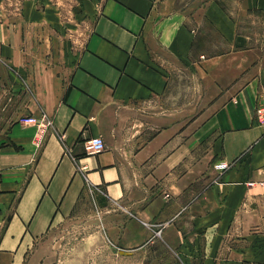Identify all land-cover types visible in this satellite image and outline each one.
Instances as JSON below:
<instances>
[{
	"label": "crops",
	"instance_id": "crops-1",
	"mask_svg": "<svg viewBox=\"0 0 264 264\" xmlns=\"http://www.w3.org/2000/svg\"><path fill=\"white\" fill-rule=\"evenodd\" d=\"M192 17L176 0H0L3 250L87 194L119 264H264V0L211 1L208 35ZM43 115L44 134L23 123Z\"/></svg>",
	"mask_w": 264,
	"mask_h": 264
},
{
	"label": "rangeland",
	"instance_id": "rangeland-1",
	"mask_svg": "<svg viewBox=\"0 0 264 264\" xmlns=\"http://www.w3.org/2000/svg\"><path fill=\"white\" fill-rule=\"evenodd\" d=\"M211 1L214 0H176V6L177 9L197 12L198 19ZM215 1L238 9V0ZM197 19L192 17L189 22L201 26L208 35L206 19L201 22ZM72 46L77 47L78 43ZM179 80L188 90L194 84V77L188 71ZM190 92H187L188 98ZM98 207L94 198L84 194L69 216L53 224L44 235L23 241L12 251L2 249L8 223H0V264H119V253L107 238Z\"/></svg>",
	"mask_w": 264,
	"mask_h": 264
},
{
	"label": "built area",
	"instance_id": "built-area-1",
	"mask_svg": "<svg viewBox=\"0 0 264 264\" xmlns=\"http://www.w3.org/2000/svg\"><path fill=\"white\" fill-rule=\"evenodd\" d=\"M257 114L259 118L264 117V106L260 105V107L257 109ZM261 122H264V119ZM23 123L37 126L40 134H44L47 130L53 127V121L46 115H43L40 118L33 116L26 117L23 119ZM86 149L90 155H97L102 153L106 149L104 139L101 137L93 138L92 140L87 142ZM226 167V164L220 165V168L222 169H225Z\"/></svg>",
	"mask_w": 264,
	"mask_h": 264
}]
</instances>
